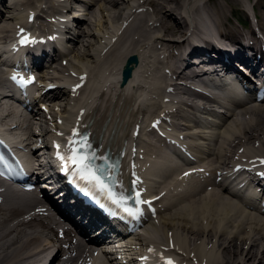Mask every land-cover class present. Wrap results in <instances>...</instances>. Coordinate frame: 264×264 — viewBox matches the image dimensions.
Here are the masks:
<instances>
[{"label":"bare ground","instance_id":"1","mask_svg":"<svg viewBox=\"0 0 264 264\" xmlns=\"http://www.w3.org/2000/svg\"><path fill=\"white\" fill-rule=\"evenodd\" d=\"M57 1L0 0V38L11 35V32L15 30L17 33L19 26L23 25V23L26 25L25 22H28V16L32 13L36 20L32 24V32L38 35H49L53 31L54 16H57L58 10L62 16L66 15V13L60 12ZM66 1L69 8L74 10L73 12L80 10L78 5H83L82 1H85L86 6L83 12L79 13L82 14V18L77 19V34L73 39L72 47L64 55L65 57L67 56V62L63 63L61 61L62 64L59 63V66L56 64V67L61 68V71L63 70L64 72H70L72 67V69L76 70L73 73L75 76L86 73V79H83L85 80L84 85L80 88L77 87L75 92L77 90L80 93L83 91L81 97L86 94L85 99L87 100L81 102V99L74 105L71 104L70 89L67 92L66 89H62L65 85L61 82L58 84L57 80H55L54 88L51 90L62 88L59 91L55 90L53 106L52 104L47 105L46 112L49 124L45 128V134L54 140L55 145L60 144L61 148L59 151L61 154L67 155L69 148L66 138L71 134L72 128L77 127L81 133L83 129H87L92 151L96 155L103 156L106 148H109L111 154L121 156L122 168L119 181L122 182L123 186L126 185L133 188L132 181L138 178L140 183L136 188L140 192H144L148 188L155 193L166 189L164 194L158 199L160 209L156 217H154L157 222L152 219L148 221V223L152 224V228L150 229L147 226L143 229L147 233L145 237H141L142 235L136 236L134 240V237L131 236L128 240L130 244L126 246L128 247L127 249H140L147 257L156 260L157 264H162L161 255L165 250V245L168 250L176 251L184 259L192 260L195 264H264V241L263 245L260 246V242L257 240L258 236H254L257 233H261V237L264 240V215H259L250 209L240 207L233 202V198H224L225 196L222 194L221 199H219L220 193L215 188L206 189L207 187L205 186L204 193L202 191L194 194L193 189L196 184L195 182L191 183V177L189 178L190 182L188 180L189 175L185 176L186 172L184 174L181 173L178 175L180 179H177L180 182H177V172L174 169L173 162L169 158L165 159L167 156H163L164 159L162 161H165L163 163L161 162V157L160 159L158 158V152H160L161 148H164L160 144L150 142L149 152L145 151V153H142V150H140V147L144 146L140 136L146 133L147 124L145 122L147 118L151 119L153 117L155 106L160 109L162 107L167 109L173 107V104L179 103L185 105L182 108L186 111L193 110L194 106L199 113L217 118L215 112H204L207 109L205 107L199 108L185 100L177 101L175 93L163 86V81L167 78L173 82L175 77L188 79L187 77L203 74L197 73L195 70L199 63H195L185 57L181 58L174 51V47L185 40V35L189 28L200 29L203 37L214 35L218 41H220L219 36L221 35H226L225 37H229L233 41H241V37L244 36L241 32L243 31L242 29L237 28V31H235L231 26L225 27V21L228 19V13H230L227 10L226 2L224 0L221 3L217 2L218 0ZM236 1L238 2V0ZM242 1L239 0L238 3ZM13 2L21 8L11 9V3L13 4ZM8 3L10 6L7 5ZM140 3L151 4L153 6L152 14L134 11L141 5ZM202 3H207L208 6L211 4L212 7L209 10L203 9ZM258 3L261 7V16H256L264 32V13H262L264 1L260 0ZM125 9L129 10L126 15L124 14ZM63 10L61 9V11ZM123 17H125L126 21L124 27L120 28V25L115 26L112 23ZM171 18H174L173 21H170ZM20 19L23 22L17 26ZM149 21H152V25ZM209 21L214 29L210 26ZM59 22L61 25L67 24L69 28H72L70 22L65 23L62 19ZM99 28H102L100 29L102 32L98 31ZM27 31H30V29L27 28ZM110 38L112 40L108 42ZM248 38H255V36L250 32ZM102 39H106V41H102ZM155 39L165 44L166 53L168 52L166 58L169 59L165 64L172 70L171 74H167L168 76L159 73L161 72L160 70L158 71L157 62L159 61L151 58V54L147 52L150 49L147 44ZM66 41L68 40H64L65 45L71 44L70 41ZM37 42L39 41L37 40ZM97 42L99 43L97 44ZM139 45L140 47H138ZM124 49L125 52L122 53ZM260 51L261 49H258L256 54ZM133 52L139 54L140 62L135 66L133 76L129 82L124 87L114 88L110 86L120 76L121 61H124ZM14 53L16 56L26 57H30L32 54L26 51L25 46L19 47ZM72 54L76 62L69 66V62H74ZM156 54L159 55V49ZM202 61L205 62L204 59ZM202 61L200 62L202 63ZM144 62L147 63L146 69L149 66L155 67L158 77L155 76L153 70L150 74H146L143 71L141 67L144 66ZM160 62L163 63V59ZM52 63L55 62L53 61ZM110 66L115 67L116 72L114 69L110 70ZM107 70H109L108 74L106 73ZM48 72H40L39 81L41 83L45 84L48 82L46 80ZM2 75L3 72L0 69V78H2ZM79 80V77L71 78L70 76V79L68 78L63 83L71 85ZM107 81H109V85L105 84ZM134 81L136 82L132 83ZM141 82H144V86L140 85ZM107 85L108 87L105 90ZM108 88L111 89L112 94L108 95L111 92ZM144 88L148 89L145 96L140 94V98L139 96L135 98L138 92L143 91ZM150 89H154L160 100H157L158 97L155 99L151 95ZM34 93L35 90L31 94L33 95ZM39 93L37 92L36 95ZM64 94L67 100L65 102L60 101L59 104L56 103L59 100L58 98ZM96 95L98 98L105 96L107 99L99 104V101L95 102L93 99ZM115 95L117 99L113 101L112 97H115ZM6 97H8L7 94L3 95L0 91V101ZM121 98H124V105L120 104ZM136 99L139 100L138 106L135 104ZM55 104L58 105L57 112L51 113ZM15 109V107L10 108L5 116L1 117V120H7V116L11 115L10 113L14 112ZM240 109L242 115L249 113L250 116L237 121L236 126H238V129H232L233 136L230 135L228 139L223 140L225 144L222 145L221 150H218L220 156L219 154L217 155L219 158H225L221 160L219 165H227L229 159L239 150L240 145L248 144L253 146L260 139L263 145L259 143L261 145L260 147L258 146L260 148L259 153L264 155V115L262 114L264 112V103H260L258 106L244 105ZM237 114L238 112L235 110H230L226 120L228 127H232L229 124L235 120ZM52 116H55V118H52ZM182 118L189 120L186 116ZM36 119L38 120V118ZM53 119H56V121L52 122ZM14 122L12 129H22L19 128L20 121L18 119L14 120ZM136 122L140 123L139 128L142 134H136L135 144L131 146V143L129 145V142H127L130 135L128 130L130 126H135ZM197 127L203 133L207 131V134L200 138L196 134L191 133V129L194 130V124H191L188 133L190 138L188 139L192 142L199 141L204 144L205 148H201L199 152L202 149L206 151L207 147L212 143L211 140L216 132L223 130L225 132L226 130L223 126L214 123L202 128L199 125ZM58 132L63 133V136L58 135ZM174 133L176 138L179 137L178 131H174ZM25 139L32 151L30 158H32V155L38 156L37 158L41 157L42 154H38L40 147L37 148L36 144L38 139L36 131L34 129L31 130L30 135ZM14 140L20 141L18 138H14ZM183 144H185L184 141ZM168 149H170V146H168ZM15 150L17 149L15 148ZM181 151L184 152L182 149ZM23 152H25V149L20 150V153ZM154 153H156V156ZM204 159L205 157H202L200 161L205 162ZM214 161L216 162V159ZM47 164L51 167L50 157H47ZM191 166H195V163H192ZM210 166L212 167V165ZM164 168L169 171L167 175H163L161 171ZM216 169L218 168L214 167L215 171ZM180 170L181 168H179L178 173ZM160 176H162L163 180L158 184L157 179ZM186 183L189 185H185ZM171 184L172 186H170ZM173 188L177 191V194L175 192L170 193ZM187 191H191V193L188 194ZM183 194L187 195L186 197L189 199L190 204H186V200L182 198ZM165 200L168 203V207L163 209L161 205H163ZM158 233L162 235L161 238L157 236ZM162 239H164L165 243L161 241ZM77 249L81 248L75 244L68 228L49 210L42 207L39 201L32 198L30 191L19 192L16 189L3 187L0 184V264H90L91 253L87 251L84 255L76 256L75 250ZM149 249H153V251H149ZM53 250L55 252L52 254ZM83 251L85 252V248ZM127 251H130V253L136 252L133 250ZM123 253L126 252L121 250V254ZM91 264L107 263L103 260L100 261L98 257H93Z\"/></svg>","mask_w":264,"mask_h":264},{"label":"snow or ice","instance_id":"2","mask_svg":"<svg viewBox=\"0 0 264 264\" xmlns=\"http://www.w3.org/2000/svg\"><path fill=\"white\" fill-rule=\"evenodd\" d=\"M50 39H55V37H50ZM36 43V39L24 34L23 29L20 30L19 44L29 46ZM11 79L22 87H27L33 84L35 80L34 77L25 78L23 76H18L17 74H13ZM81 79H86V77H81ZM81 86L82 85H77L76 87ZM49 87L52 86L50 85ZM73 91H75V89H73ZM46 110L47 109H45V111ZM57 134L63 136V133L58 132ZM66 139L69 154H61L59 151L61 148L60 144L55 145L57 148V156L63 162L62 170L74 171L80 179L86 181L93 188L103 193L112 204L120 208L128 217L139 219L143 215V206L151 205V201L144 200L142 198V193L136 188L140 183L139 179H133V191L130 195H125L122 182L112 175V171H115L118 165L109 164L108 168H103L100 165L95 164L94 161L97 160L98 157L96 156V153L92 151V145L89 141V136L86 133H81L77 127H73L71 134L67 136ZM99 159L104 162H107L108 160V158L104 156H100ZM260 164L264 165V159L260 160ZM0 165H3L4 169L8 168V166L3 163L2 158H0ZM109 169L112 171H109ZM0 175H4L3 170H0ZM184 175L188 176L190 173L186 172ZM260 175L264 176V172H261ZM117 184H119L122 189L119 192L114 191V186ZM149 251H153V249H149ZM167 264H172V262L169 260L167 261Z\"/></svg>","mask_w":264,"mask_h":264},{"label":"rangeland","instance_id":"3","mask_svg":"<svg viewBox=\"0 0 264 264\" xmlns=\"http://www.w3.org/2000/svg\"><path fill=\"white\" fill-rule=\"evenodd\" d=\"M225 2H226V7H227V10L228 11H230V13H228V19H226V21H225V27H229V26H231L232 27V29L233 30H235V31H237V28H240V29H242L244 32H248V31H251V26H249V22H251V18H250V20L248 21V17H249V15H248V13L245 11V8L246 9H248L249 7H250V4H254V10H255V13H257V16L259 17V16H261V12H260V9H261V7L258 5L259 3V1L260 0H243L242 2H240V3H238L239 2V0H238V2L236 1V0H224ZM262 1H264V0H262ZM217 2H223L222 0H218ZM75 3H80V2H75ZM81 3H83V5H78V7H80L81 9H83L85 6H86V3H85V1H82ZM235 4V5H234ZM238 5V6H237ZM242 5V6H241ZM210 6V7H209ZM208 6V4L207 3H202V7H203V9H210L211 7H212V5L210 4ZM46 7H47V5H46ZM206 7V8H205ZM236 8H237V11H236ZM148 9L150 10V14H152V12H153V6H151V5H148ZM239 9V10H238ZM128 11V10H127ZM234 11V12H233ZM249 11L251 12V10L249 9ZM263 12L262 13H264V8H263V10H262ZM252 14H254L253 12H252ZM21 19H23V18H21ZM173 19L174 18H171L170 19V21H173ZM253 19V18H252ZM210 22V21H209ZM112 23H114V22H112ZM242 23L244 24V28L245 27H247L246 29H244L243 27H242ZM116 24H118V26L121 24V22L120 21H117L116 22ZM115 24V25H116ZM117 26V25H116ZM211 26V25H210ZM212 28L214 29V27L212 26ZM16 29V28H15ZM100 29H102V28H99V32H102V31H100ZM110 29H111V27H110ZM113 29V28H112ZM13 33L15 32V31H12ZM11 32V33H12ZM102 41H106V39L104 40V39H102ZM209 42V41H208ZM99 42H97V44H98ZM210 44H211V42H210ZM2 45V44H1ZM123 52V51H122ZM158 53V52H157ZM54 55H55V57L57 56L56 55V53H54ZM115 55V54H114ZM72 56H73V54H72ZM1 59V58H0ZM62 57L60 58L59 57V59H52V61L54 60V62L55 63H53L52 64V67H51V69H52V73L54 74H62L63 75V73H64V71L62 70L61 71V68H59V67H56V64H58L57 66H59L60 64H62ZM73 63H70L69 62V66H72L75 62H76V60H75V58H74V56H73ZM57 60H59V61H57ZM60 63V64H59ZM55 67V68H54ZM6 68V66H5V64L2 62V61H0V69H2V72H3V75H2V78H3V76H4V69ZM111 68H112V66H111ZM53 69H55V70H53ZM71 69H72V67H71ZM59 70V71H58ZM74 70V69H73ZM160 70V68L158 69V71ZM54 71V72H53ZM75 71V70H74ZM2 78H0V79H2ZM60 79H61V77H58V78H56V80H59V81H57V82H60ZM62 88V87H61ZM60 88V89H61ZM60 89H53L51 92L52 93H54L55 92V90L56 91H59ZM62 89H66V91L68 92L69 90V88L68 87H63ZM139 89V88H138ZM182 92L181 93H183V94H189L188 93V91L185 89V88H183V87H180L179 88ZM183 90H185V92L183 91ZM145 91V89L143 90V91H139L138 92V94H137V96H139V93L140 92H144ZM186 91H187V93H186ZM71 94H70V97L72 98V100L70 101L71 102V104H75V103H77V101L78 100H81L82 99V101L81 102H84L85 100H87V99H85V97H86V94H85V96L84 97H81L83 94H82V92L80 93H76V94H73V92L72 91H69ZM73 94V95H72ZM65 97V98H64ZM80 97V98H79ZM192 97H194V96H192ZM62 98V99H61ZM59 100H58V102H56V103H58L59 104V102L60 101H63V102H65V100H67L66 99V95L64 94L63 96H60L59 98H58ZM94 100H96V101H99L100 103L99 104H101V103H103V102H105L106 101V99H107V97H105V96H100L99 98H98V96H95L94 98H93ZM196 100V99H195ZM10 101V100H9ZM12 101V100H11ZM123 101V103H124V98L120 101V104H121V102ZM50 104H52V106H53V104H54V101H53V98L50 100ZM55 107H56V110H55ZM55 107L53 108L52 107V111H51V113H53V112H57V107H58V105L57 104H55ZM155 109H158L157 107L155 108ZM158 111V110H157ZM50 113V112H49ZM50 113V114H51ZM49 114V115H50ZM263 115H264V112L262 113ZM56 117H57V115H55ZM55 116H52V118H55ZM148 119V118H147ZM146 119V120H147ZM56 121V119H53L52 120V122H55ZM47 123H48V121H47ZM174 125H179V123L177 124V122H175L174 123ZM182 128H183V124H181L180 125ZM131 128H132V126H130V129L128 130V133L130 134V130H131ZM184 131L186 130V129H183ZM30 131H31V129H30ZM149 132H147L146 134L149 136V134H152L153 135V137H155L154 136V134L153 133H151L152 132V130H148ZM151 131V132H150ZM146 134H145V136H146ZM130 136V139H131V134L129 135ZM260 141V142H259ZM259 143H261V145H263L262 144V142H261V139L260 140H258L255 144L256 145H254L255 146V148L257 149V150H259L260 148V146L261 145H259ZM147 146L149 147V145H147V143H145L144 144V148H147ZM257 146V147H256ZM259 146V147H258ZM207 157V158H206ZM210 156H205V159H208ZM233 159H234V157L232 156L230 159H229V162H232L233 161ZM171 231V230H170ZM259 234V235H258ZM157 235V234H156ZM159 235V234H158ZM160 237L162 236V235H159ZM255 237H257L258 239V242H260L259 243V245L261 246V245H263V238L261 237V233H257V234H255L254 235ZM261 238V239H260ZM262 242V243H261Z\"/></svg>","mask_w":264,"mask_h":264},{"label":"water","instance_id":"4","mask_svg":"<svg viewBox=\"0 0 264 264\" xmlns=\"http://www.w3.org/2000/svg\"><path fill=\"white\" fill-rule=\"evenodd\" d=\"M139 63V56L137 53H131L127 56L122 67V85H125L133 76V70Z\"/></svg>","mask_w":264,"mask_h":264}]
</instances>
